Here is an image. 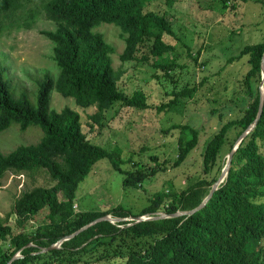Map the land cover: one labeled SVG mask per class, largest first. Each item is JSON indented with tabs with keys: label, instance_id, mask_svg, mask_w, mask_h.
I'll list each match as a JSON object with an SVG mask.
<instances>
[{
	"label": "trees",
	"instance_id": "trees-1",
	"mask_svg": "<svg viewBox=\"0 0 264 264\" xmlns=\"http://www.w3.org/2000/svg\"><path fill=\"white\" fill-rule=\"evenodd\" d=\"M26 1L42 9L45 19L54 24L40 33L51 42V59L56 76L44 73L37 79L35 104L25 93L16 97L8 91L0 68V132L10 124L20 131L36 125L41 136L35 143L17 145L7 153L0 152V178L6 173L45 172L52 184L23 189L12 201L13 224L0 219V264L18 254L9 264H264V96L255 125L241 138L230 157L223 180L202 207L189 215H172L134 221L139 215H165L195 207L206 195L216 175L189 180L176 189L168 185L154 192L138 212L119 204L108 209L74 210L75 190L90 171L92 164L106 158L112 169L121 174V186L139 188L164 161L150 154L152 166H142L120 156V148H103L88 140L80 128L78 113L67 106L59 110L48 107L50 90L72 98L80 107L94 106L87 115L88 125L102 128L103 113L113 103L144 109L150 108L140 89L125 94L116 84L122 71L113 69L109 54L112 46L93 28L99 23L118 27L123 48L121 62L151 59L156 80L163 78L174 89L170 98L160 102L156 111L176 110L192 98L197 85L175 89L177 76L171 72L182 65L174 53L177 38L172 29L168 9L159 13L147 9L149 0H0V34L13 22L14 16L34 11L25 8ZM221 7L237 0H218ZM247 1V0H241ZM264 5V0H251ZM173 0H166L171 5ZM27 9V10H25ZM3 19L10 20L3 25ZM33 16L23 23L29 27ZM22 25L16 22L14 26ZM171 37L174 43L165 41ZM141 49H144L141 50ZM264 37L239 47L237 54L225 63L244 56L247 69L241 80L238 113L221 121L205 140L200 152L203 174L214 168L218 175L225 158L218 163L222 148L226 155L235 139L253 121L258 100L260 59ZM187 50V56L196 59ZM138 54V55H137ZM202 65V63L200 64ZM177 128L175 155L166 158V166L181 164L197 143V130L188 124H172ZM234 130L229 140L228 131ZM130 162L129 168L122 164ZM8 214V213H7ZM108 214L111 218H131L110 222L96 221L57 247L41 251L61 237L89 221Z\"/></svg>",
	"mask_w": 264,
	"mask_h": 264
},
{
	"label": "rangeland",
	"instance_id": "rangeland-1",
	"mask_svg": "<svg viewBox=\"0 0 264 264\" xmlns=\"http://www.w3.org/2000/svg\"><path fill=\"white\" fill-rule=\"evenodd\" d=\"M33 5L32 1H26L25 8L33 9ZM147 9L159 13L168 9L170 13L175 32L173 38H177L174 53L177 62L182 65L171 72L173 77L177 76L175 89L198 84L201 79L203 81L197 85L192 98L180 97L183 102L176 110L156 111L155 106L170 98L166 92L174 89L171 84L163 78L155 79L151 59L119 61L118 54L123 48V41L118 27L111 23H99L93 28L113 48L109 54L110 64L113 69L122 71L116 82L118 88L125 94L140 89L150 108L135 109L116 101L104 111L101 120L103 127L97 128L95 125L90 127L87 118L94 111V106H77L72 98L62 97L50 90L48 107L52 110L64 106L74 109L79 115L81 131L91 142L108 149L117 146L121 150V158L131 154V159L142 166H152L149 155H156L158 161H164L161 164L164 169L157 170L139 188L124 187L120 184L121 174L112 169L105 157L100 158L77 185L73 208L76 211L104 210L119 204L132 212H138L154 192L168 185L179 189L189 180L199 177L209 179L219 175L215 168L209 174L202 173L200 152L205 140L221 121L238 113V96L241 95V80L247 63L244 56L228 63L225 60L237 54L243 44L264 37V5L251 0H237L235 7L230 8L229 2L221 7L218 0H173L171 5L166 0H149ZM31 16L33 22L30 26H23ZM21 17L15 15L11 25L0 34V68L13 97L25 93L34 105L37 89L35 81L41 79L44 73L54 78L57 72L51 59V42L40 33L43 29H52L54 24L45 19L38 6ZM9 22L3 19V25ZM16 22L22 25L16 27ZM164 39L174 43L171 37ZM187 50L193 56L198 50L195 61L187 56ZM257 85L259 87V82ZM172 124H188L197 130L195 147L175 167L166 166L165 162L166 158L175 155L178 129H170ZM234 132L232 129L228 131L229 140L233 139ZM41 134L36 125H28L20 131L12 123L0 132V152L7 153L17 145L35 143ZM225 157L222 148L217 162L220 163ZM130 166V162L122 164L124 168ZM51 184L52 181L43 171L31 174L6 172L0 178V219L4 218L8 224H13L10 207L21 190ZM262 244L264 246V239Z\"/></svg>",
	"mask_w": 264,
	"mask_h": 264
},
{
	"label": "water",
	"instance_id": "water-1",
	"mask_svg": "<svg viewBox=\"0 0 264 264\" xmlns=\"http://www.w3.org/2000/svg\"><path fill=\"white\" fill-rule=\"evenodd\" d=\"M259 100H258V105H257V110H256V114L255 117L253 119V121L251 122L250 125H248V127H246V129L239 134V136L235 139L231 149L228 151V153L226 154L225 157V162L223 167L221 168L218 177L214 180V182L211 184L208 192L206 193V195L200 200V202L193 208L189 209V210H184V211H177L174 212L173 214L170 215H165L163 213H157L155 216H143V215H139L137 217H135L134 221H138V220H144V219H155V218H160V217H166V216H172V215H189L191 213H193L194 211L198 210L200 207H202L204 205V203L209 199V197L211 196L212 192L216 189L217 185L223 180V178L226 175L228 166H229V162H230V157L232 155V152L234 151V149L236 148L238 142L241 140V138L244 136V134H246L256 123V121L259 118L260 115V111H261V107H262V101H263V96H264V52L262 53L261 59H260V81H259ZM124 219H131V218H111L108 214L103 215V216H99L91 221H89L88 223L84 224L83 226H81L80 228H78L77 230L73 231L72 233L67 234L66 236L61 237L59 240H57L55 243L49 245L46 248H43L41 251H46L50 248H54L57 247L58 244L60 243V241L65 240L69 237H71L72 235L76 234L77 232L81 231L82 229H84L85 227H87L88 225L93 224L96 221H100V220H108L110 222H116L119 220H124ZM18 254H14L12 255V257L6 262V264H9L10 261L17 257Z\"/></svg>",
	"mask_w": 264,
	"mask_h": 264
},
{
	"label": "clouds",
	"instance_id": "clouds-1",
	"mask_svg": "<svg viewBox=\"0 0 264 264\" xmlns=\"http://www.w3.org/2000/svg\"><path fill=\"white\" fill-rule=\"evenodd\" d=\"M73 206H74V204H73ZM144 216V215H143Z\"/></svg>",
	"mask_w": 264,
	"mask_h": 264
}]
</instances>
